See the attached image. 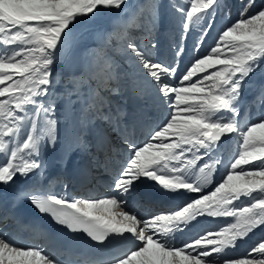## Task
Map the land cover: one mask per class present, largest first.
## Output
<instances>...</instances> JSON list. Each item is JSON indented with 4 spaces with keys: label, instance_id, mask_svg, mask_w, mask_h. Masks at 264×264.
Listing matches in <instances>:
<instances>
[{
    "label": "snow or ice",
    "instance_id": "obj_1",
    "mask_svg": "<svg viewBox=\"0 0 264 264\" xmlns=\"http://www.w3.org/2000/svg\"><path fill=\"white\" fill-rule=\"evenodd\" d=\"M227 7L170 0L180 39L169 61L155 38L159 0H0V189L17 186L0 224L31 227L54 247L13 243L0 231V264H264V84L243 98L252 74L264 75V6L250 14L255 0H242L235 20L224 13L228 22L201 55ZM112 9V29L77 51V26ZM197 26L195 55L181 68L182 41ZM122 92L154 99L129 118L110 98ZM58 143L92 152L112 195H76L50 177L45 156ZM142 178L159 186L162 211L127 208ZM25 203L67 232L25 223L15 211Z\"/></svg>",
    "mask_w": 264,
    "mask_h": 264
},
{
    "label": "rangeland",
    "instance_id": "obj_2",
    "mask_svg": "<svg viewBox=\"0 0 264 264\" xmlns=\"http://www.w3.org/2000/svg\"><path fill=\"white\" fill-rule=\"evenodd\" d=\"M159 2L161 5L160 27L156 33L155 38L159 41V58L167 59L170 61L171 51L169 49V46L172 43L173 39H177V40L180 39V37L177 35V32L179 30L177 17L179 16V14L169 9L170 0H159ZM185 2L186 0H177V3H180V4H184ZM129 3L131 4L132 0H129ZM262 6H264V0H263ZM226 12H228L227 9L225 13ZM118 14H119L118 10H115V9L102 12L101 15H98L92 19L94 21L92 23L93 26L91 24V27L95 26L96 29L99 28L100 34H103L112 29L113 21ZM237 14L238 13L234 15L230 14L231 19L235 20L237 18ZM220 20L221 21H216V18H215L216 24L213 26L211 34L205 40L203 47L200 49L201 55L205 52V50H207L208 46L212 44V37L216 35L217 30L223 27L225 23L228 22L225 15L220 17ZM198 35H199V27L197 26L196 28H194L193 31L188 32L186 38L182 41L186 50L184 51L181 62H180L181 68H183L184 65L190 60V58L195 55V52L193 50V45L196 42V37ZM55 67L58 68L57 66ZM262 67H264V65H262ZM125 69L130 72L128 68L125 67ZM249 79L253 81L254 83L251 85H246L245 91L243 93V98H245V96H247L248 94L255 93L257 91V88H256L257 85L264 84L262 83L264 82V75H261L259 72L252 74V76ZM257 81H260V82L257 83ZM130 96H132L131 93L122 92L121 94L116 95V96L114 95L110 98L113 100L114 104L119 105L121 108L125 109V107L128 106V98ZM149 96L145 95L142 99H147ZM257 114H258L257 109L253 107L251 110V118L255 119L257 117ZM233 146L235 148V145Z\"/></svg>",
    "mask_w": 264,
    "mask_h": 264
},
{
    "label": "bare ground",
    "instance_id": "obj_3",
    "mask_svg": "<svg viewBox=\"0 0 264 264\" xmlns=\"http://www.w3.org/2000/svg\"><path fill=\"white\" fill-rule=\"evenodd\" d=\"M94 20L89 21V23L87 24V26L85 27H80L77 26L76 30H75V35L73 37V42L78 44V48L77 51L79 52H83L88 48L94 47L96 46V44L98 43V34H100L99 32V28L96 29V27H91V24L93 23ZM93 26V24H92ZM116 96V95H115ZM56 149L60 150L61 153H65V151L68 148H65V144L64 143H58L56 145ZM48 154H53V152L51 151V149H49ZM48 154H46V156H48ZM109 195H112L111 192ZM195 195V194H192ZM133 201L134 199L132 198L131 204L133 205ZM215 219H227V218H215ZM239 244L241 245H246L248 244V241H238ZM228 251H232L231 249H229ZM238 252L243 251V248L237 249Z\"/></svg>",
    "mask_w": 264,
    "mask_h": 264
},
{
    "label": "trees",
    "instance_id": "obj_4",
    "mask_svg": "<svg viewBox=\"0 0 264 264\" xmlns=\"http://www.w3.org/2000/svg\"><path fill=\"white\" fill-rule=\"evenodd\" d=\"M244 2H246V0H244ZM225 3L228 5V7L226 8L227 11L230 10V14H233V15L238 13V11L242 7V0H226ZM262 5H263V0H255V7L250 10V14L252 11H255L256 9L260 8ZM226 9H224L223 12H221L217 15L216 21H221L220 17H222L224 15Z\"/></svg>",
    "mask_w": 264,
    "mask_h": 264
}]
</instances>
